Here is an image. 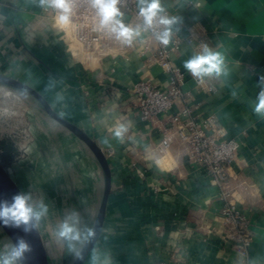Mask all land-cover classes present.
Here are the masks:
<instances>
[{"label":"crops","instance_id":"obj_1","mask_svg":"<svg viewBox=\"0 0 264 264\" xmlns=\"http://www.w3.org/2000/svg\"><path fill=\"white\" fill-rule=\"evenodd\" d=\"M160 6L171 12L173 33L194 38L173 54L177 65L189 73L185 62L199 55L200 38L222 57L212 90L198 88L190 75L183 89L196 113L216 115L227 136L241 142L224 188L210 182L179 142L161 150L163 123L153 127L133 107L140 79L168 84L163 68L141 52L145 32L127 53L89 66L54 25L33 28L41 0H0V73L38 88L109 159L112 190L92 264H264V111H256L264 80V0H160ZM118 123L129 125L123 143L110 131ZM227 201L249 219L246 250L225 233ZM0 240L8 243L4 231Z\"/></svg>","mask_w":264,"mask_h":264},{"label":"built area","instance_id":"obj_2","mask_svg":"<svg viewBox=\"0 0 264 264\" xmlns=\"http://www.w3.org/2000/svg\"><path fill=\"white\" fill-rule=\"evenodd\" d=\"M71 4L70 23L59 24L57 10L43 6L34 21L33 28L39 29L47 23L54 25L73 55L81 51L84 62H88L89 66L102 58H114L125 54L135 44V39L131 43H125L116 39L107 30L101 29L97 10L92 7L90 0H71ZM117 7L123 13L122 19L126 25L131 24L135 27L143 24V19L139 16L138 0H119ZM159 17L172 20L171 12L167 9L162 10L157 19ZM170 25L156 23L152 29L145 32L140 41L141 52L151 54V64H159L167 73L168 84L166 87H161L150 77L140 79L132 88V105L138 111L140 118L153 127L163 123L159 142L161 150L165 151L174 142H179L188 157L202 166L210 182L224 188L241 142L227 136V128L216 115L201 116L187 104L189 96L183 85L188 75L198 88L210 91L214 88L212 82L217 78V74L212 77L197 78L175 63L173 54L181 49L185 41L192 42L194 38L185 39L173 33ZM31 27L32 25L27 29L28 33H32ZM166 28L169 31V41L164 44L157 35ZM199 44V54H202L208 45L204 38L199 39ZM262 91H264V80L259 95ZM177 106L179 107L175 110ZM139 173L141 177L144 176V172ZM221 195L225 198L228 193L224 190ZM222 213L226 235L235 240L241 249L246 250L251 244L248 217L231 201L224 204ZM12 251L10 244L0 240V259L8 258ZM14 263H19V260H15ZM153 264L167 263L156 260Z\"/></svg>","mask_w":264,"mask_h":264},{"label":"rangeland","instance_id":"obj_3","mask_svg":"<svg viewBox=\"0 0 264 264\" xmlns=\"http://www.w3.org/2000/svg\"><path fill=\"white\" fill-rule=\"evenodd\" d=\"M0 161L33 211L42 213L37 221L51 264H72L91 234L104 193V171L93 151L33 95L0 83ZM64 224L75 232L60 235ZM76 233L80 239H71ZM94 251L86 264H92Z\"/></svg>","mask_w":264,"mask_h":264},{"label":"clouds","instance_id":"obj_4","mask_svg":"<svg viewBox=\"0 0 264 264\" xmlns=\"http://www.w3.org/2000/svg\"><path fill=\"white\" fill-rule=\"evenodd\" d=\"M93 8L97 10L99 16V27L107 30L116 39L122 40L125 43H131L133 39L140 36L142 32H147L152 29L156 23L162 25H170L173 23L164 17H159L162 11L160 0H139L140 9L139 16L143 19L142 25L133 27L131 24L123 22V13L117 7L119 0H90ZM42 6L50 7L57 10L58 20L61 24L70 23L72 4L71 0H41ZM164 44L169 41V31H165L157 35ZM222 57L219 53L212 52L208 48H204L202 54L193 56L185 62V68L197 78L210 76L213 73L217 75L221 72ZM259 103L256 111H264V91L258 97ZM113 136L121 143L124 142L125 136L129 131V125L118 123L110 129ZM46 210V209H45ZM42 213L34 212L32 207L27 203V197L16 196L14 203L11 206H0V219L12 220L16 226L27 224L30 219L38 220ZM75 229L68 224L63 225V230L60 235L69 236L74 233ZM73 240L80 239L79 233L71 235ZM87 239V237H85ZM27 250V245L21 241L18 248H14L11 255L6 259H0V264H14L15 260L21 257L22 253ZM95 261V257L93 258Z\"/></svg>","mask_w":264,"mask_h":264},{"label":"water","instance_id":"obj_5","mask_svg":"<svg viewBox=\"0 0 264 264\" xmlns=\"http://www.w3.org/2000/svg\"><path fill=\"white\" fill-rule=\"evenodd\" d=\"M0 83L33 95L50 116L68 128L90 147L103 168L105 187L100 209L89 238L72 263L86 264L89 254L95 248L101 236L106 218L108 200L112 190V169L109 159L104 149L89 133L58 112L38 88L6 73H0ZM16 196L26 197L21 186L0 161V206H11ZM27 203L30 206L28 200ZM0 228L9 237L14 248H18L21 241L27 245V250L18 258L20 264H51L49 252L36 219H30L27 224L22 223L20 226H16L12 220L6 221L5 219H0Z\"/></svg>","mask_w":264,"mask_h":264},{"label":"bare ground","instance_id":"obj_6","mask_svg":"<svg viewBox=\"0 0 264 264\" xmlns=\"http://www.w3.org/2000/svg\"><path fill=\"white\" fill-rule=\"evenodd\" d=\"M8 93V92H7ZM10 94V93H9Z\"/></svg>","mask_w":264,"mask_h":264}]
</instances>
